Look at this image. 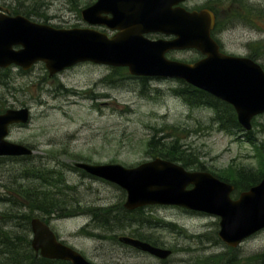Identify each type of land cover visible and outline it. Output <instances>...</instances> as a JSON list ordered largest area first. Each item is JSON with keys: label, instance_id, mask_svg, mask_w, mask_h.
Returning a JSON list of instances; mask_svg holds the SVG:
<instances>
[{"label": "rangeland", "instance_id": "obj_1", "mask_svg": "<svg viewBox=\"0 0 264 264\" xmlns=\"http://www.w3.org/2000/svg\"><path fill=\"white\" fill-rule=\"evenodd\" d=\"M97 1L0 0V5L13 15H28L32 21L56 28H88L82 11ZM240 1L249 5V14L231 19ZM184 5L190 9L218 6L224 29L215 38L224 51L249 58L255 55L251 59L264 68V0H188ZM199 56L189 50L170 52L167 57L194 63ZM105 68L78 64L60 80L51 77L44 63L27 72L16 66L0 68V110L27 107L31 111L30 122L11 127L8 140L34 151L26 161L0 160L1 227L20 233L21 221L4 216L19 214L12 201L21 200V186L39 184L23 176L27 168H35L60 174L63 184L53 189L56 197L81 210L103 208L97 211L102 216L99 226L86 213L50 220L59 238L93 264H207L208 258L232 251L242 264H263L256 258L264 254V230L231 250L218 236L219 217L171 206H150L143 213L128 215L124 190L79 171L75 164L136 167L153 159L150 141L166 138L168 143L179 139L187 155L197 157L193 163L200 165L188 168L191 171L259 170L264 156V115L254 120L251 131L263 148L257 151L242 128L232 133L221 130L215 109L191 106L178 96L176 90L184 87L180 81L162 78L168 81L148 87L124 71L112 74ZM38 215L35 212L33 218ZM120 236L149 239L174 254L158 260L119 243Z\"/></svg>", "mask_w": 264, "mask_h": 264}, {"label": "water", "instance_id": "obj_2", "mask_svg": "<svg viewBox=\"0 0 264 264\" xmlns=\"http://www.w3.org/2000/svg\"><path fill=\"white\" fill-rule=\"evenodd\" d=\"M187 0H98L82 11L90 26L102 25L118 33L108 36L93 28L56 29L25 16L0 15V68L17 66L24 71L42 62L50 75L90 62L128 67L132 75L182 80L233 106L240 125L252 129L255 117L264 114V69L256 61L220 51L211 33L216 16L209 9L188 11ZM112 15L111 18L103 15ZM162 34L172 40H151ZM194 49L205 56L189 64L170 60L171 51ZM28 108L0 114V157L30 156L33 150L9 142L13 125L30 122ZM76 168L117 185L126 192V210L147 206H176L220 218L218 236L232 249L264 230V178L260 184L232 198L235 187L208 172L155 159L137 167L120 164L77 163ZM31 246L41 256L71 264H93L78 251L62 244L40 218L31 221ZM120 243L166 260L172 251L128 236Z\"/></svg>", "mask_w": 264, "mask_h": 264}, {"label": "trees", "instance_id": "obj_3", "mask_svg": "<svg viewBox=\"0 0 264 264\" xmlns=\"http://www.w3.org/2000/svg\"><path fill=\"white\" fill-rule=\"evenodd\" d=\"M235 4H237V1ZM247 7H249V5L246 2L240 1L236 10L230 14L231 19H236L237 16L243 17L244 15H248L249 9ZM203 8L213 11L216 15L217 20L214 34L223 30L224 28L222 23L224 18L222 17L218 6L208 5L195 9ZM27 16L28 15H26V17ZM251 58L255 59V55L251 56ZM118 70L125 72V70L121 68H118ZM182 85L184 87L178 90V93H180L191 106H206L215 109V121L219 124L221 130L230 133L242 131L237 120V114L232 106L184 82H182ZM0 113H3V110H0ZM245 136L247 137V142L253 145L257 151L263 150L251 132L246 133ZM165 139L166 138L158 140L153 139L149 142V149L151 150L152 158H162L180 163L187 169L191 167L196 168L200 165L198 163H193L197 157L187 155V152L181 147L179 139H173L171 143L165 142ZM190 156L193 158H190ZM2 159L4 160L5 158H0V160ZM13 160L26 161L27 157H17ZM213 175L222 181L232 183L235 186L234 197H239L242 192L250 190L263 180L264 156L262 157L261 167L259 170L254 171L253 169H237L230 167L228 170H225L224 173L222 172L221 174ZM23 176L26 179H34L39 184L37 186H21L22 188L19 190L21 200L12 201L14 206L20 209L19 214L12 213L7 215L5 214L4 216L9 217V221H21L20 224H18V228L21 230L19 233L12 228L3 229L0 225V264H70L66 262H53L42 258H36L34 251L31 249L30 238V223L35 212L39 213L37 217L47 221L48 219L71 218L78 216L81 213L92 214V220L96 226H99L98 223L101 222V214L93 211L90 212L89 210H81L80 207H73V205H70L69 201L67 202L63 198L56 197L53 193V189L58 188L61 184H63V179L56 171H39L35 168H27L24 171ZM106 217L107 215L105 218ZM144 240L146 239L144 238ZM147 241L152 242L149 239H147ZM256 260L258 262L262 261L264 264V254L259 255ZM205 262H207V264H242L238 261L237 255L234 254L233 251L228 254L212 256Z\"/></svg>", "mask_w": 264, "mask_h": 264}, {"label": "flooded vegetation", "instance_id": "obj_4", "mask_svg": "<svg viewBox=\"0 0 264 264\" xmlns=\"http://www.w3.org/2000/svg\"><path fill=\"white\" fill-rule=\"evenodd\" d=\"M9 11L5 8V7H2V5H0V14H6L8 13ZM111 17V15H109ZM97 29L101 30L102 32H107L110 36H113L114 34H117L118 31H110L108 28H105V27H97ZM150 39H154V40H158V39H172V38H166L165 36H162L160 34H154V35H147ZM169 55V54H168ZM201 55V54H199ZM204 56L201 55V57L199 56V60L203 59ZM198 60V61H199ZM96 69H101V68H96ZM105 69H107L109 72H111L112 74H115L117 71H118V68L117 67H106ZM121 69H124L126 73H128V68H121ZM69 69L63 71L62 73L58 74V75H54L53 77L60 80L61 76L64 74V72L68 71ZM129 74V73H128ZM130 78H132L133 80H137V81H140L142 82L143 84H145L146 86L148 87H151V83H162V82H165V81H168V80H165V79H162V78H159V77H135V76H131L130 75ZM108 79V78H107ZM101 208V207H99ZM94 209L91 210L93 212H97L99 210H102L103 208L101 209ZM146 209H143V210H140V211H135L134 213H143V211H145ZM90 211V212H91ZM149 223V222H148ZM146 224V223H145ZM91 226V224L89 225ZM57 235V234H56ZM58 237V235H57ZM58 239H60L58 237ZM142 241H145L144 239H140ZM147 240V239H146ZM62 242L66 245H68L65 241L62 240ZM159 246V245H157ZM165 248V247H164ZM35 256L37 259H39V255L38 253L35 252ZM157 259V258H156ZM159 260V259H158ZM48 261H52V260H48ZM53 262H59V261H53Z\"/></svg>", "mask_w": 264, "mask_h": 264}, {"label": "bare ground", "instance_id": "obj_5", "mask_svg": "<svg viewBox=\"0 0 264 264\" xmlns=\"http://www.w3.org/2000/svg\"><path fill=\"white\" fill-rule=\"evenodd\" d=\"M124 209H125V207H124ZM126 210V209H125ZM150 223V222H149ZM140 240V239H139ZM142 241V240H141ZM35 253V252H34Z\"/></svg>", "mask_w": 264, "mask_h": 264}]
</instances>
